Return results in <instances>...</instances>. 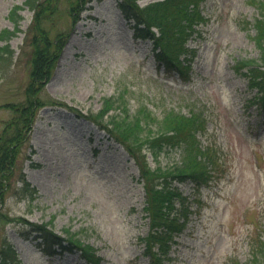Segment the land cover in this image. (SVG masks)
Listing matches in <instances>:
<instances>
[{
	"label": "rangeland",
	"instance_id": "1",
	"mask_svg": "<svg viewBox=\"0 0 264 264\" xmlns=\"http://www.w3.org/2000/svg\"><path fill=\"white\" fill-rule=\"evenodd\" d=\"M72 1L53 0L44 23L51 37L69 35L45 93L84 114L97 113L104 97L124 89L133 108L143 101L160 118L170 109L203 111L208 121L204 141L221 150L224 171L200 190L199 213L176 238L166 264L249 262L255 246L264 241V115L246 110L249 92L234 65L259 58L250 24L257 16L255 6L248 0L203 4L209 22L190 42L198 51L191 81L185 83L157 70L151 42L132 38L117 8L119 0H90L77 23L69 12ZM24 2L0 0V34L15 30L10 12L24 8L17 13L18 31L8 42L7 59H0V133L11 116L4 106L24 100L30 80L27 33L34 12ZM5 44L0 38V47ZM29 145L36 152L31 160ZM178 154L161 156V165L177 161ZM149 161L156 164L151 157ZM22 176L34 188L32 193L20 191ZM181 190L192 195L190 185ZM144 202L137 165L120 144L73 111L45 107L22 148L6 194L4 212L13 221L0 223V254L6 239L21 264H86L77 255L44 254L25 219L51 222L64 237L66 229L76 233L96 249L101 264H147L139 240L149 229Z\"/></svg>",
	"mask_w": 264,
	"mask_h": 264
},
{
	"label": "trees",
	"instance_id": "2",
	"mask_svg": "<svg viewBox=\"0 0 264 264\" xmlns=\"http://www.w3.org/2000/svg\"><path fill=\"white\" fill-rule=\"evenodd\" d=\"M90 0H75L69 3L73 23L81 19ZM207 0H157L140 6L138 0H119L117 8L132 31L135 41L151 42V53L157 70L167 76L177 75L182 82H190L197 48L191 47L192 39L200 36L201 27L209 22L203 12ZM257 11L250 23L254 29L253 39L259 48V58L239 60L235 72L246 81V110L255 108L257 114L264 113V0H248ZM53 0H25L24 6L34 12L27 36L32 47V69L25 89V98L20 102L8 103L4 107L11 112L0 133V223L13 221L4 212L7 192L10 190L18 158L22 148L30 140L38 113L45 107L73 111L77 118L104 130L135 162L139 181L145 192L143 211L148 218L147 235L139 238L143 244L142 254L147 264H166L169 254L178 242L176 238L189 228L193 215L200 209V190L207 187L224 171L221 150L214 143H205L207 118L201 110L189 114L168 110L158 117L143 101L133 108L129 90L104 97L97 113L84 114L45 93L57 67L69 35L58 33L51 37L45 21L51 16L49 8ZM14 7L11 20L15 30L4 31L0 38L6 44L0 47V59H7L8 42L18 31V11ZM18 16V19L16 17ZM31 151V160L35 150ZM178 152L179 159L170 165H161L160 157ZM149 157L156 163L151 165ZM34 165V164H32ZM37 165H35L36 167ZM20 191L32 193L33 187L22 176ZM190 185L192 195H185L181 186ZM195 207V208H194ZM34 234L36 246L47 256L67 257L77 255L86 264H101L102 257L96 249L83 242L76 233L66 229L67 236L57 234L49 223H31L22 219ZM0 264H21L17 253L4 239ZM12 258V260H10ZM229 264H264V241L256 245L249 262L232 260Z\"/></svg>",
	"mask_w": 264,
	"mask_h": 264
}]
</instances>
